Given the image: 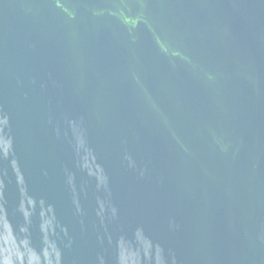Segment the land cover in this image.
Wrapping results in <instances>:
<instances>
[{
	"label": "water",
	"instance_id": "1",
	"mask_svg": "<svg viewBox=\"0 0 264 264\" xmlns=\"http://www.w3.org/2000/svg\"><path fill=\"white\" fill-rule=\"evenodd\" d=\"M0 264H264V0H0Z\"/></svg>",
	"mask_w": 264,
	"mask_h": 264
}]
</instances>
